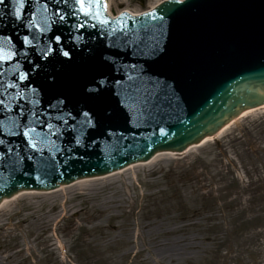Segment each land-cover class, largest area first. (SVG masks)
<instances>
[{
    "label": "water",
    "instance_id": "1",
    "mask_svg": "<svg viewBox=\"0 0 264 264\" xmlns=\"http://www.w3.org/2000/svg\"><path fill=\"white\" fill-rule=\"evenodd\" d=\"M92 11L108 23L75 0L0 4V37L17 53L0 64V202L183 151L264 104V0H167L115 19Z\"/></svg>",
    "mask_w": 264,
    "mask_h": 264
},
{
    "label": "rangeland",
    "instance_id": "2",
    "mask_svg": "<svg viewBox=\"0 0 264 264\" xmlns=\"http://www.w3.org/2000/svg\"><path fill=\"white\" fill-rule=\"evenodd\" d=\"M157 1L110 0V9L140 12ZM233 171L236 185L217 189ZM93 191L101 197L90 201ZM10 253L20 264H264V109L91 190L12 199L0 207V261Z\"/></svg>",
    "mask_w": 264,
    "mask_h": 264
},
{
    "label": "snow or ice",
    "instance_id": "3",
    "mask_svg": "<svg viewBox=\"0 0 264 264\" xmlns=\"http://www.w3.org/2000/svg\"><path fill=\"white\" fill-rule=\"evenodd\" d=\"M20 2L22 4L23 0H20ZM75 2H76V4L79 5V11L84 16L95 18V19L99 20L100 23H104V24L108 23V21L106 19L100 20L101 13L99 11H97L95 13H93V11H92L93 6H96V7L102 6L104 8V10L106 11L107 5L104 2V0H75ZM3 3H4V0H0V4H3ZM56 14L59 16V19L61 21H63L65 19V15H61L59 9L57 10ZM69 14L74 15L75 13H69ZM16 18L20 19V13H19L18 9L16 12ZM76 27L82 28V27H84V24H78ZM53 39L55 40V42L59 43L61 40V37L59 35H56L53 37ZM10 43H11V37H0V64L7 63V62L11 61L17 54L16 52L12 51L10 48L9 49L5 48L4 45L10 44ZM23 43L25 45H29L31 43V41L28 39L27 36H25V37H23ZM52 51H53L52 48H48L47 51L42 53V55L46 57ZM62 55L64 57H68L69 52L63 51ZM18 78L21 81L25 80L27 78V73H20ZM15 86H16L15 84H9V85H6L5 87H15ZM4 103H5L4 100L0 99V105H4ZM61 103H62V101H61ZM21 115H23V108L22 107H21ZM33 115H35V113H33ZM82 115L86 118L85 123H91V121L87 119V117L89 116L88 112H84V113H82ZM37 122H40V121L37 120ZM64 123H67V122L64 121ZM47 127L49 129H51L52 125L49 123V124H47ZM30 131H35V128L28 129L26 127L24 132H23V135L25 137H28ZM0 143H2V141H0ZM30 144L32 147H35V144L32 143L31 141H30Z\"/></svg>",
    "mask_w": 264,
    "mask_h": 264
},
{
    "label": "bare ground",
    "instance_id": "4",
    "mask_svg": "<svg viewBox=\"0 0 264 264\" xmlns=\"http://www.w3.org/2000/svg\"><path fill=\"white\" fill-rule=\"evenodd\" d=\"M159 1V0H158ZM157 1V2H158ZM161 1V0H160ZM162 2V1H161ZM154 5H155V3H154ZM107 6H108V9H109V11H111L110 10V0H107ZM152 6V5H151ZM131 11V10H130ZM119 12V11H118ZM111 13V12H110ZM260 109H264V105L263 106H261V107H258V108H256V109H249V110H246L245 112H243L237 119H235L234 121H232V122H230L229 124H227L224 128H222V130L216 135V136H208V137H206L205 139H204V141L203 142H201L200 144H198V145H194V146H191L187 151H189L190 149H192L193 147H195V146H200V145H203V144H205L206 142H208V141H211V140H213L214 138H216V137H218V136H220L221 134H223L225 131H227L233 124H235L238 120H240V119H242V118H244V117H246V116H248L249 114H251L252 112H255V111H257V110H260ZM163 154H173V153H171V152H163V153H159V154H157L154 158H152L149 162H147V164L148 163H152L156 158H158L160 155H163ZM141 164H146V163H138V164H136L135 166H138V165H141ZM134 167V165L133 166H131V168H133ZM131 168H129V169H131ZM124 171H126V170H121V171H117V172H114V173H111V174H108V175H106V176H93V177H88V178H82V179H79V180H76L75 182H73V183H71V184H69V185H62V186H60V187H58V188H56L55 190H53V191H51L52 193H55V192H58V191H63V190H65V189H67L68 187L69 188H73L74 190L75 189H86V190H91L92 189V187H93V185L94 184H96V181H99V180H101V179H105V178H108V177H112V176H114V175H116V174H120V173H122V172H124ZM112 179V178H111ZM108 180H110V179H107V181ZM28 194V193H42V192H35V191H20L19 193H17L15 196H13L12 198H10V199H8V198H6V200H4L2 203H1V205H0V207L2 206V205H4L5 203H7V202H10L12 199H14V198H16V197H18V196H20V195H22V194ZM46 193H49V192H46ZM100 192H98V191H93V192H88L87 194H86V196H87V199H89L90 201L92 200V199H94V200H97V198L98 197H101L100 196V194H99ZM112 201V199H109V196H106L105 197V202H111ZM13 258H15V254L14 253H10V254H8L6 257H5V259L3 260V261H0V264H20L19 262H14V259Z\"/></svg>",
    "mask_w": 264,
    "mask_h": 264
},
{
    "label": "trees",
    "instance_id": "5",
    "mask_svg": "<svg viewBox=\"0 0 264 264\" xmlns=\"http://www.w3.org/2000/svg\"><path fill=\"white\" fill-rule=\"evenodd\" d=\"M225 188H228V187H225Z\"/></svg>",
    "mask_w": 264,
    "mask_h": 264
}]
</instances>
